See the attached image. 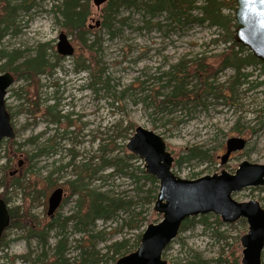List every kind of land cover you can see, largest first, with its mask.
Returning a JSON list of instances; mask_svg holds the SVG:
<instances>
[{
  "label": "trees",
  "instance_id": "trees-1",
  "mask_svg": "<svg viewBox=\"0 0 264 264\" xmlns=\"http://www.w3.org/2000/svg\"><path fill=\"white\" fill-rule=\"evenodd\" d=\"M38 1L0 0V73H9L16 83H24L15 92L16 98L22 101L19 114L29 115L34 119V124L40 117L45 119L50 117V123L61 125L62 119L67 118L69 129L72 121L68 117L54 113L56 106L43 107L40 102L41 81L45 77L51 78L63 60L59 52L56 50L55 53L50 54L49 50L53 47L49 44H39L35 51L20 49L10 51L4 46L7 38L20 33V16L22 14L30 16L37 8ZM51 1L53 5L50 12L53 13L55 22L60 27V34L64 33L68 36L75 47V54L71 57L73 71L78 75L87 73L91 79V84L87 87L93 88L96 92L112 89L106 65L102 60L100 34L103 30H106L112 38L119 34L121 27L129 20L120 18L123 10H135L142 14L144 28L156 27L161 31L165 28L167 34L171 30L207 25L215 28L218 33L212 42L224 47L221 53L212 56L201 54L189 60L183 59L159 76H149L144 80L141 89L147 95L143 102L156 112L173 114L178 110L189 112L198 108L207 110L211 99L222 100L227 104L235 102L244 86L248 85L247 89L251 91L262 84L253 83L251 81L253 73L248 70L258 69L261 75H264V63L256 59L235 39L236 0H110L101 8H97L93 0ZM160 17L164 18V23H153ZM97 22H100L98 27H96ZM226 70H232L234 75L228 81L221 83L218 74ZM150 79L158 86L150 89L148 87ZM7 110L13 120L16 116L13 108L7 106ZM12 125L15 129L13 123ZM135 129V124L129 122L122 130L124 133L121 132V137L129 140ZM235 130L240 135L244 134L239 124ZM15 133L17 138L19 131L15 129ZM68 134V130L64 129L62 137ZM40 136L29 138L23 143H18L16 138L0 143V148L4 146L3 154L0 153V174H2L0 196L8 206L10 214V224L2 235L0 250L8 248L17 240H25L28 244L35 241L42 250L41 254L35 255L29 245L26 254L14 256V259H20L28 264H115L121 257L135 251L139 247L142 233L135 236L133 242L130 238L115 241L107 247L105 253H102L96 247L95 241L100 233H95V228L98 222L117 220L122 213L127 217L120 218L122 223L120 231L124 228L134 231L144 228L147 222L144 208L146 205L154 206L159 182L155 177L147 174L143 161L129 152L127 145H124L119 152L115 141L107 140L106 143L100 144L96 153L85 162L77 163L78 154L73 153L67 164L59 165L45 178L46 185L43 186L40 180L27 178L31 174L33 168L31 161L34 157L22 151L25 145H35ZM53 147L54 145L48 148ZM38 152L36 156L48 151L46 147H38ZM182 154L175 158V168L193 160L220 164L215 162L217 158L215 152L202 147L185 149ZM65 169L70 170L71 173V178L63 183L62 190L65 197L56 212L48 213L49 201L45 199L53 189H57L61 179L60 175L57 178H53V175L64 172ZM116 176L133 180L137 197L127 199L96 185L97 182H106ZM252 190H264V188H252ZM12 192L22 195V205L9 207V194ZM71 200H74L73 213L63 217L60 211ZM262 200L264 201V198ZM36 205L44 206L47 210L42 217L33 213ZM159 220L160 216L153 212L149 223H158ZM69 223H73L76 232L87 237H83L80 245L76 246L78 254L73 261L68 259L67 255L69 241L65 232ZM235 225L247 229L244 219L239 220ZM195 226L204 229L213 228L218 232L221 227H234L223 224L218 216L208 214L185 220L180 233ZM12 229L20 230L21 235L8 239V231ZM53 232L57 233L58 241L49 251L50 235ZM220 236L227 242V236L223 233H220ZM235 244L237 251L226 257L222 253L215 264H241L238 255L240 244L239 242ZM262 259L264 264V251ZM187 264H211V261L193 253Z\"/></svg>",
  "mask_w": 264,
  "mask_h": 264
},
{
  "label": "rangeland",
  "instance_id": "rangeland-1",
  "mask_svg": "<svg viewBox=\"0 0 264 264\" xmlns=\"http://www.w3.org/2000/svg\"><path fill=\"white\" fill-rule=\"evenodd\" d=\"M52 5L51 0H39L37 8L29 17L21 15L20 33L7 38L4 46L10 51L15 49L35 51L39 44H49L53 47L50 48L49 53H55L60 27L55 22L53 13L50 12ZM120 18L129 20L121 27L117 36L112 38L106 30L100 34L102 60L106 65L107 76L110 77L111 90L102 89L96 92L93 88H88L87 86L91 84L89 75L76 74L73 71L72 58L63 59L54 75L51 78L45 77L41 81V104L43 107L56 106L54 113L66 116L72 121L69 129L67 118L62 119L61 125H57L49 122L50 117H46L47 119L40 117L34 124L32 117L18 113L22 101L16 98L15 92L23 86V82L16 83L8 90L6 104L13 108V113L16 114L12 123L19 131L17 142L23 143L29 138L41 135L35 145H25L22 149L29 156L34 157L31 161L33 168L27 178H34V181L38 179L40 184L45 186V178L59 165L67 164L73 153L78 154L77 163L85 162L96 153L99 145L106 143L107 140L115 141L119 152L122 151L129 140L121 137V132L124 133L122 130L129 122H133L136 127L141 126L160 134L174 158L183 155L185 149L198 146L215 152L217 155L215 162L220 163L219 157L224 154L226 142L230 138L241 137L248 140L246 148L234 153L225 166L193 160L178 168L173 167L174 173L184 179H197L219 173L223 169L234 174L240 163L244 161L264 165V75H261V71L248 70L253 73L251 81L262 84L251 91L247 89L248 85L244 86L235 102L227 104L222 100L211 99L207 110L201 108L190 112L178 110L173 114L156 112L143 102L147 95L141 89L144 80L149 76H159L183 59L189 60L201 54L212 56L221 53L224 47L212 42L218 33L215 28L207 25L171 30L167 34L165 28L162 31L156 27L144 28L142 14L135 10L121 11ZM163 21L164 18L160 17L153 23ZM233 75L232 70H226L218 74V80L223 83ZM155 86L158 85L150 79L148 87L151 89ZM238 124L243 128V135L235 130ZM64 129L68 130L69 134L62 137ZM52 145H54L52 149L48 148ZM38 147H46L48 152L36 156L39 153ZM3 148L4 146L0 148L1 154ZM59 175L61 179L57 188L64 189L63 183L71 178L70 170L65 169L64 172L55 173L53 178ZM96 185L127 199L137 197L133 180L116 176L106 182H97ZM53 190L45 201L50 200ZM233 197L239 202L256 200L264 206L262 200L264 190L248 188L235 193ZM9 198L11 208L23 203L20 193L12 192ZM34 207L33 213L40 217L47 212L44 206ZM73 207L74 200H71L60 213L63 217L69 216L73 213ZM153 212L154 206L146 205L144 216L147 222L144 228L138 231L128 228L119 230L122 226L120 218L127 217L124 213L120 214L117 220L98 222L95 228V233H100L95 241L97 249L105 253L110 244L123 238H130L133 242L135 236L142 233L150 224L149 220ZM233 226V228L221 227L219 232L214 231L213 228L204 229L195 226L179 234L166 251L164 258L169 264H187L190 256L196 253L205 260L211 261V264H215L222 253L226 257L237 251L238 243L237 245L235 243L240 244V237L247 233L246 228ZM8 232V239L17 238L22 233L16 229ZM65 233L69 241L68 259L73 261L78 254L76 246L80 245L83 237H87L76 232L73 223H69ZM220 233L228 237L227 242ZM57 241V233L53 232L50 235L49 251L54 248ZM29 245L35 255L42 253L35 241L28 244L25 240H17L8 248L0 250V264H28L20 259H14V256L26 254ZM241 251L240 246L238 253L240 261Z\"/></svg>",
  "mask_w": 264,
  "mask_h": 264
},
{
  "label": "water",
  "instance_id": "water-1",
  "mask_svg": "<svg viewBox=\"0 0 264 264\" xmlns=\"http://www.w3.org/2000/svg\"><path fill=\"white\" fill-rule=\"evenodd\" d=\"M108 1L93 0V4L101 8ZM236 1L235 39L264 63V0ZM99 25L97 22L96 27ZM57 50L64 57H71L75 51L63 33L59 36ZM14 83L9 73L0 74V142L16 136L6 106L8 89ZM246 144L247 140L241 137L230 138L226 143V153L221 157L222 165L228 162L232 153L243 150ZM127 149L144 162L147 174L160 183L154 211L161 216V221L149 224L142 233L139 247L118 259L116 264H169L163 256L178 237L183 222L208 214L220 216L228 224L245 219L248 231L240 238L241 263L263 264L264 208L256 200L239 202L233 194L250 187H264V165L244 161L234 174L222 170L197 179H184L173 172L175 159L163 137L141 126L130 137ZM63 197V190L56 189L49 201L50 209L58 208ZM9 224L8 207L0 197V240Z\"/></svg>",
  "mask_w": 264,
  "mask_h": 264
},
{
  "label": "bare ground",
  "instance_id": "bare-ground-1",
  "mask_svg": "<svg viewBox=\"0 0 264 264\" xmlns=\"http://www.w3.org/2000/svg\"><path fill=\"white\" fill-rule=\"evenodd\" d=\"M22 15H25V16H27V17H29L28 15H26V14H22ZM64 34V33H63ZM68 37V36H67ZM68 39L69 40H71L69 37H68ZM57 50V49H56ZM58 51V50H57ZM60 54V53H59ZM60 56L63 58V59H67V58H71V57H64V56H62L61 54H60ZM158 181V180H157ZM159 182V181H158ZM260 188H264V187H260ZM57 189H59V188H57ZM159 189H160V183H159ZM54 190H56V189H54ZM53 190V191H54ZM159 192V191H158ZM1 197V196H0ZM2 198V197H1ZM60 207V206H59ZM59 207L58 208H56L55 210H51L50 209V205H49V208H48V213H54V212H56L58 209H59ZM220 219H221V217L220 216H218ZM221 221L223 222V220L221 219ZM223 224H225V225H229V226H231V225H233V224H228V223H224L223 222ZM147 228V227H146ZM145 231V230H144ZM143 231V232H144ZM142 232V233H143ZM1 241V240H0Z\"/></svg>",
  "mask_w": 264,
  "mask_h": 264
},
{
  "label": "flooded vegetation",
  "instance_id": "flooded-vegetation-1",
  "mask_svg": "<svg viewBox=\"0 0 264 264\" xmlns=\"http://www.w3.org/2000/svg\"><path fill=\"white\" fill-rule=\"evenodd\" d=\"M232 155H233V154H232ZM232 155H231L230 159L232 158Z\"/></svg>",
  "mask_w": 264,
  "mask_h": 264
}]
</instances>
